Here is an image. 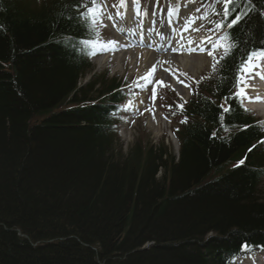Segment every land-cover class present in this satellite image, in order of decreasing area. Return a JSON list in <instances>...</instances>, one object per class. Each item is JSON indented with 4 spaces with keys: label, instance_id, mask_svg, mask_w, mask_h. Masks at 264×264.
Instances as JSON below:
<instances>
[{
    "label": "trees",
    "instance_id": "trees-1",
    "mask_svg": "<svg viewBox=\"0 0 264 264\" xmlns=\"http://www.w3.org/2000/svg\"><path fill=\"white\" fill-rule=\"evenodd\" d=\"M81 4L0 0V264H233L264 247L262 133L229 96L264 48V0L230 3L242 19L175 112L177 154L145 133L123 151L119 80L80 82L94 37Z\"/></svg>",
    "mask_w": 264,
    "mask_h": 264
},
{
    "label": "bare ground",
    "instance_id": "bare-ground-1",
    "mask_svg": "<svg viewBox=\"0 0 264 264\" xmlns=\"http://www.w3.org/2000/svg\"><path fill=\"white\" fill-rule=\"evenodd\" d=\"M131 4V0H123V6H121L120 1L116 17L122 21L121 23H123V25H117L118 29L131 41V43L143 49L145 47H153L160 52L167 51L170 54H173L175 49H182L183 55L179 57V60L167 56L161 60L163 69L166 70L171 77L169 84L178 93L182 92L184 82L180 77L179 70L171 68L172 65L182 67L192 74L198 73V69L205 57L202 55L194 56L190 52H186L192 48H206L209 42H211V39L203 35L198 37L194 36L196 20L193 14L190 13L191 10L186 6H184L183 10H180L177 15H175L174 10L173 13L167 12L163 16L156 18L153 15H149L145 8L142 10H132ZM130 17L131 19H129ZM126 20L127 23H125ZM97 46L101 54L99 58L96 59V62L102 65L109 59L108 53L115 45L112 46L111 44L99 40ZM134 56H136L139 65H141L142 62L144 64L149 57L147 52L138 50V47L134 50ZM145 71L143 67L140 73H144ZM129 102H131L130 105L135 103L132 100ZM136 103L139 104L141 102L136 101Z\"/></svg>",
    "mask_w": 264,
    "mask_h": 264
},
{
    "label": "rangeland",
    "instance_id": "rangeland-1",
    "mask_svg": "<svg viewBox=\"0 0 264 264\" xmlns=\"http://www.w3.org/2000/svg\"><path fill=\"white\" fill-rule=\"evenodd\" d=\"M110 3H117V0H108ZM145 3L138 2L139 6H143ZM153 6L155 3L153 2ZM103 7L106 9V3L103 1ZM102 9V8H101ZM100 9L99 13L101 14L99 22L101 25L102 22L106 19V15L102 13ZM161 9L160 11H163ZM120 35H117L115 31H110L107 34L102 36V39L106 42L112 41L114 38H118ZM135 46H132L131 49L127 48H118L117 50L112 51V56L110 60L104 63L102 66L96 62V58L93 59L92 70L90 74L85 76V80L89 77H92V74L99 73L104 68H110V73L117 75L121 81H123V87L128 92L136 93L133 96V99H138L142 97L144 99V105L136 106L133 112L128 110H123V119L119 124V136L120 140L123 143L124 150L131 145L134 138L139 134L145 133L149 136L150 141H152L155 145L161 144L164 142L168 147L169 150L176 153L178 148L177 139L173 136V134L168 132V124L167 121H164L163 116H161L160 108H158V97H159V89L158 85L155 84V81L165 80V74L162 73V68L160 66L159 57L155 55L150 56L144 63V66L152 67L155 66V72L152 75V84H148L146 80L140 79L144 76L145 73L139 74L138 67L139 63L136 57L135 59L131 60L130 54L133 51ZM95 60V61H94ZM203 62V70H208V62ZM89 75V77H88ZM143 84H148L147 88H142ZM153 86L156 87V97L155 99H151L152 97V88ZM188 84L186 85V92L189 94L190 90L187 89ZM185 92V91H184ZM183 92V93H184ZM184 95H186L184 93ZM145 109H149L146 111ZM168 117V116H165ZM172 123V121H171ZM171 132V131H170ZM168 133V134H167ZM167 136H166V135ZM169 135L173 136L172 140ZM263 192H264V181H263ZM242 264H255V257L247 258L241 262Z\"/></svg>",
    "mask_w": 264,
    "mask_h": 264
},
{
    "label": "snow or ice",
    "instance_id": "snow-or-ice-1",
    "mask_svg": "<svg viewBox=\"0 0 264 264\" xmlns=\"http://www.w3.org/2000/svg\"><path fill=\"white\" fill-rule=\"evenodd\" d=\"M133 3L137 4L138 5V0H132ZM224 3H225V6H227L228 3H230V0H224ZM121 6H123V0H121ZM102 7V5H97L96 4V0H92V6H88L87 4H81V5H77V8H85L86 11L85 12H79V16L81 17H91L92 18V21L93 23H95V20H96V17L99 13V10L100 8ZM224 12H225V16L227 15V12H228V9L227 7H225L224 9ZM131 19V17L129 18ZM242 19V17L240 15H236L235 18L227 25V27L231 28L233 27L234 25H236L240 20ZM125 23H127V20L125 21ZM217 28H220L222 27L221 24H217L216 25ZM82 44H88V43H91L90 41H81ZM108 43H113V42H108ZM103 46V45H102ZM231 47H236L238 48L239 45L238 44H231ZM221 48H225V53H224V56H221L218 60H217V64L220 63V60H223L225 58V56H227L229 54L228 50H227V46L225 45H221ZM90 55H95V53H90ZM208 55H213L212 52H209ZM246 56L247 58L246 59H242L241 61V64L237 70V73H236V77H235V87L236 88H240V85L242 83H245V77L248 76V74L250 72H252L254 69H257L260 65H259V61L260 60H264V48H260L256 51H253V52H249V53H246ZM216 68V65L214 64L213 65V69L215 70ZM155 72V66H153L152 69H150L148 72H146L144 74V76H142L140 79H143V80H146L148 84H152L153 83V80H152V75L153 73ZM155 84L156 85H159L161 87L164 86V83H163V80H159V81H155ZM179 95V93H177ZM233 95H237V96H240V95H246L244 92H243V89H240L239 92L237 93H233ZM156 97V87L153 86L152 88V97L151 99H155ZM141 103H143V101H141ZM131 104V102H129V105ZM171 107V106H169ZM177 107H180L182 109V105H178ZM222 109H223V112L227 113L230 111L229 108L227 107H223V105H221ZM146 111H148L149 109H145ZM223 118V117H222ZM183 122H186L185 121H182ZM249 151H251V149H249ZM239 163H243V160L240 161ZM244 247H247V245H244Z\"/></svg>",
    "mask_w": 264,
    "mask_h": 264
}]
</instances>
